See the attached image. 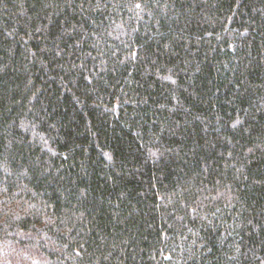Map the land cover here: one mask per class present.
Listing matches in <instances>:
<instances>
[{
	"label": "trees",
	"instance_id": "obj_1",
	"mask_svg": "<svg viewBox=\"0 0 264 264\" xmlns=\"http://www.w3.org/2000/svg\"><path fill=\"white\" fill-rule=\"evenodd\" d=\"M0 264H264V0H0Z\"/></svg>",
	"mask_w": 264,
	"mask_h": 264
}]
</instances>
